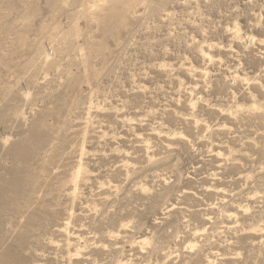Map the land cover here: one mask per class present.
Here are the masks:
<instances>
[{"label":"rangeland","instance_id":"obj_1","mask_svg":"<svg viewBox=\"0 0 264 264\" xmlns=\"http://www.w3.org/2000/svg\"><path fill=\"white\" fill-rule=\"evenodd\" d=\"M0 264H264V0H0Z\"/></svg>","mask_w":264,"mask_h":264}]
</instances>
